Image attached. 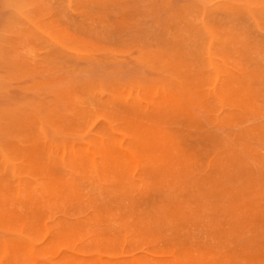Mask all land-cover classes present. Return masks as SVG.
<instances>
[{
  "label": "rangeland",
  "instance_id": "374dc122",
  "mask_svg": "<svg viewBox=\"0 0 264 264\" xmlns=\"http://www.w3.org/2000/svg\"><path fill=\"white\" fill-rule=\"evenodd\" d=\"M59 231L67 264H264V0H0V264Z\"/></svg>",
  "mask_w": 264,
  "mask_h": 264
},
{
  "label": "bare ground",
  "instance_id": "6f19581e",
  "mask_svg": "<svg viewBox=\"0 0 264 264\" xmlns=\"http://www.w3.org/2000/svg\"><path fill=\"white\" fill-rule=\"evenodd\" d=\"M89 154H91V153L90 152H86L84 156L89 155ZM94 156H95V154H94ZM95 159L96 158H94V160ZM95 161H94V163H96ZM96 169H97V166H96ZM47 197H48V194H47ZM11 228H12V226H11ZM65 238L66 237L64 236V233H60V231H59L58 233L55 232V235L52 236L51 241L47 245L46 244L42 245L41 248L35 246V243H34L35 242V238L34 237H28V236L21 235L20 238H18L21 241H18L17 243H22V247H23L22 251L25 253V255L27 257H29L31 260H33L37 264H56V263L57 264H67V260L66 259L64 260V259H58L56 257H52V258L47 257L48 254L50 253V251H52L53 249L55 250V249H57V248H59L60 246L63 245V243H61V240L62 239L64 240ZM72 241H64V245H66L67 247H71L72 246L71 243H73ZM0 244L4 245L6 249L10 248V246H9L7 241H2V242L0 241ZM17 256H19L18 259H20L24 255L22 253V254H17ZM42 257H45V258H43L45 260H42ZM16 259H17V257H16Z\"/></svg>",
  "mask_w": 264,
  "mask_h": 264
}]
</instances>
